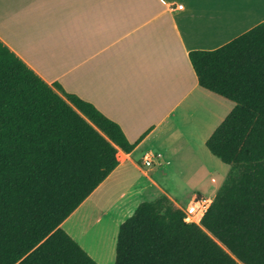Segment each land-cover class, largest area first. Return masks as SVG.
<instances>
[{
    "label": "trees",
    "instance_id": "obj_1",
    "mask_svg": "<svg viewBox=\"0 0 264 264\" xmlns=\"http://www.w3.org/2000/svg\"><path fill=\"white\" fill-rule=\"evenodd\" d=\"M189 57L235 103L206 140L230 170L200 223L162 195L119 228L114 264H264V23ZM137 143L0 40V264H98L62 222Z\"/></svg>",
    "mask_w": 264,
    "mask_h": 264
},
{
    "label": "crops",
    "instance_id": "obj_2",
    "mask_svg": "<svg viewBox=\"0 0 264 264\" xmlns=\"http://www.w3.org/2000/svg\"><path fill=\"white\" fill-rule=\"evenodd\" d=\"M260 23L264 0H0V40L137 143L131 152L118 148L116 168L61 224L98 264L74 226L82 210L94 205L97 221H117V240L143 201L166 195L183 210L196 196L213 200L229 165L217 156L218 169L204 165L212 156L206 140L235 103L199 84L189 53ZM146 153L156 155L149 166Z\"/></svg>",
    "mask_w": 264,
    "mask_h": 264
},
{
    "label": "rangeland",
    "instance_id": "obj_3",
    "mask_svg": "<svg viewBox=\"0 0 264 264\" xmlns=\"http://www.w3.org/2000/svg\"><path fill=\"white\" fill-rule=\"evenodd\" d=\"M211 155L212 156H210L211 157L210 159H207L205 156H203V163L204 165L208 166L210 169L215 171L216 169H218L217 167H215L218 165L215 164L217 158L216 156H213V154ZM228 167L230 170V165ZM209 195L213 197L214 192L210 193ZM184 204H185L184 206H187V202ZM97 211L98 210L94 205L88 211L86 208V212L84 213L82 210V212L79 213V216L77 217V224L74 226H76L75 228L76 230H78V232H80L81 230L84 231L83 235L80 237L79 240L87 247L88 251L94 257H98L99 260L102 262V264H108V263L113 264L112 262L115 261L114 258L116 256L117 240L116 239L114 240V233L116 230V226L113 225L110 217L107 216H102V218L97 221V217L95 215L97 214ZM109 257H110L109 261L107 262L102 261L103 258H109Z\"/></svg>",
    "mask_w": 264,
    "mask_h": 264
},
{
    "label": "built area",
    "instance_id": "obj_4",
    "mask_svg": "<svg viewBox=\"0 0 264 264\" xmlns=\"http://www.w3.org/2000/svg\"><path fill=\"white\" fill-rule=\"evenodd\" d=\"M182 6L181 4L178 5V7ZM155 157L156 155H153V153H146L144 155L145 164L148 166L151 165ZM211 202L212 199L207 196H196L193 201L183 209L186 221L200 223Z\"/></svg>",
    "mask_w": 264,
    "mask_h": 264
},
{
    "label": "bare ground",
    "instance_id": "obj_5",
    "mask_svg": "<svg viewBox=\"0 0 264 264\" xmlns=\"http://www.w3.org/2000/svg\"><path fill=\"white\" fill-rule=\"evenodd\" d=\"M112 222V221H111ZM114 226H116L117 222H112Z\"/></svg>",
    "mask_w": 264,
    "mask_h": 264
}]
</instances>
